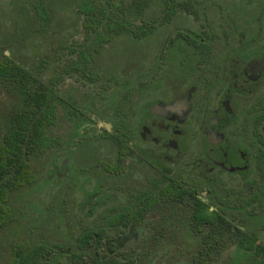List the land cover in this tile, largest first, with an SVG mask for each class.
<instances>
[{"label": "flooded vegetation", "instance_id": "1", "mask_svg": "<svg viewBox=\"0 0 264 264\" xmlns=\"http://www.w3.org/2000/svg\"><path fill=\"white\" fill-rule=\"evenodd\" d=\"M147 2L134 88H55V155L24 224L58 243L59 264H215L242 257L240 231L264 264V0ZM12 46L0 29V53Z\"/></svg>", "mask_w": 264, "mask_h": 264}, {"label": "trees", "instance_id": "2", "mask_svg": "<svg viewBox=\"0 0 264 264\" xmlns=\"http://www.w3.org/2000/svg\"><path fill=\"white\" fill-rule=\"evenodd\" d=\"M147 6V0H13L9 6L16 29L2 33V41L15 46L9 55L0 53V264H59L58 243L24 224L23 202L27 197L31 203L27 191L40 186L44 160L55 155L61 105L55 88L79 76L95 79L101 91L110 81L134 88L138 39L154 29L151 19L140 18ZM262 106L256 117L263 122ZM238 242L235 252L242 257L223 264L253 263L251 238L240 231Z\"/></svg>", "mask_w": 264, "mask_h": 264}, {"label": "rangeland", "instance_id": "3", "mask_svg": "<svg viewBox=\"0 0 264 264\" xmlns=\"http://www.w3.org/2000/svg\"><path fill=\"white\" fill-rule=\"evenodd\" d=\"M8 8H10V7H8V5H4V10L0 14V29H1V33H3L4 35H7L9 33L14 34V31L16 29L14 26L11 29V27H12L11 26L12 25L11 24V16H10V13H8ZM11 41H13V40H11ZM36 59H37V57L32 56V55H30V57H28L29 63H34V61ZM128 59L130 61H135V56L130 55V56H128ZM125 68H126V66H125ZM125 68H124V70H125ZM43 178H44V175L41 176V179H43ZM30 199H32V203H34V204L39 203L40 204L44 200V195L42 194V192L39 191V192L35 193V195L32 196V198H30ZM34 207L36 208V206H34ZM39 232L41 233V235L42 234L44 235V231L42 229L39 230ZM45 232L48 233V235L53 238L52 240L57 239V237L54 236L51 231H45ZM54 233H56V232H54Z\"/></svg>", "mask_w": 264, "mask_h": 264}, {"label": "water", "instance_id": "4", "mask_svg": "<svg viewBox=\"0 0 264 264\" xmlns=\"http://www.w3.org/2000/svg\"><path fill=\"white\" fill-rule=\"evenodd\" d=\"M232 249H233V248H232ZM232 249H229V250L224 251V252L222 253V255H221L219 261L216 262L215 264H222V262H223L225 259L228 258V257H227V256H228V253H229Z\"/></svg>", "mask_w": 264, "mask_h": 264}]
</instances>
